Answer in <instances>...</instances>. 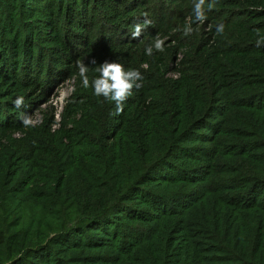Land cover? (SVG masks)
<instances>
[{"label": "trees", "instance_id": "1", "mask_svg": "<svg viewBox=\"0 0 264 264\" xmlns=\"http://www.w3.org/2000/svg\"><path fill=\"white\" fill-rule=\"evenodd\" d=\"M193 5L0 0V264H264V0ZM105 61L144 78L119 114Z\"/></svg>", "mask_w": 264, "mask_h": 264}, {"label": "clouds", "instance_id": "2", "mask_svg": "<svg viewBox=\"0 0 264 264\" xmlns=\"http://www.w3.org/2000/svg\"><path fill=\"white\" fill-rule=\"evenodd\" d=\"M217 0H194L193 5V22L203 23L209 19L207 13L212 11L216 6ZM147 23V21L145 22ZM141 25H137L133 36L139 37L141 34ZM225 26L223 23L216 25L217 34L224 32ZM184 35H190L193 32V28L190 24H186L183 29ZM256 34L259 37L257 39V46L264 45V32L257 29ZM163 40L157 39L152 46H148L145 49V54L151 56L153 54V48L158 52L164 51ZM92 64H96L95 59L91 61ZM77 67L81 77V84L83 88L88 89L91 87L93 95L96 97H103L105 101L114 103L116 112L119 114L123 111L125 101L133 95V89L139 90L142 87L143 76L139 70L131 69L125 70L124 66L115 63L105 61L96 68L98 75L91 81L87 75L88 66L83 62H78ZM15 108L20 109L25 105V97L23 95L17 96L13 101ZM22 123L25 126L32 124V120L29 117H24Z\"/></svg>", "mask_w": 264, "mask_h": 264}, {"label": "rangeland", "instance_id": "3", "mask_svg": "<svg viewBox=\"0 0 264 264\" xmlns=\"http://www.w3.org/2000/svg\"><path fill=\"white\" fill-rule=\"evenodd\" d=\"M201 26V25H200ZM200 26H198V28L200 29ZM71 85H64L59 93H57V96L54 97V105H58V106H61L64 102V100L66 98L69 97V95L71 94ZM57 119H59L57 117ZM59 229V226H42L40 228V233L44 236V237H52L53 236V232L54 234L56 233V231ZM37 239H39V236H32L31 239H30V243L31 244H35Z\"/></svg>", "mask_w": 264, "mask_h": 264}, {"label": "built area", "instance_id": "4", "mask_svg": "<svg viewBox=\"0 0 264 264\" xmlns=\"http://www.w3.org/2000/svg\"><path fill=\"white\" fill-rule=\"evenodd\" d=\"M58 118H59V116H58Z\"/></svg>", "mask_w": 264, "mask_h": 264}]
</instances>
